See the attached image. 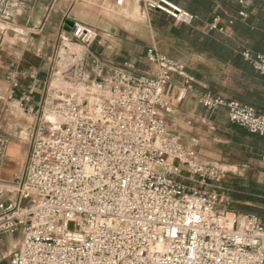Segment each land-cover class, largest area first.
Here are the masks:
<instances>
[{"label":"built area","instance_id":"built-area-1","mask_svg":"<svg viewBox=\"0 0 264 264\" xmlns=\"http://www.w3.org/2000/svg\"><path fill=\"white\" fill-rule=\"evenodd\" d=\"M143 3L177 23L193 20L163 0ZM71 34L80 43L93 39L77 24ZM242 58L264 75L263 55L243 50ZM146 60L152 76L136 75L124 63L98 82L48 90L18 200L0 197V242L4 234L23 233L6 264H264L262 221L220 211L230 203L220 166L198 161L196 141L185 147L167 132L165 90L185 65L153 51ZM24 78L9 70L11 96ZM198 102L264 136V115L254 108L209 93ZM2 149L0 140V160Z\"/></svg>","mask_w":264,"mask_h":264},{"label":"crops","instance_id":"crops-1","mask_svg":"<svg viewBox=\"0 0 264 264\" xmlns=\"http://www.w3.org/2000/svg\"><path fill=\"white\" fill-rule=\"evenodd\" d=\"M163 1L191 15L190 25L148 8L143 0H0V197L4 202L18 200L17 189L24 180L30 139L39 126L44 98L53 84L64 80L98 82L124 63L133 64L136 75L152 76L155 68L146 60L148 51L185 65L183 73L173 75L165 90L170 108L162 116L169 135L178 137L185 147L194 141L199 146L197 138L188 142L181 139L177 123L187 117L204 120L212 132L210 148L202 149L200 143L201 148L195 149L199 162L243 169H250L244 168L246 158L253 160L255 166L264 163V136L251 135L231 124L224 109L207 111L198 102L200 94L208 93L210 84L231 87L230 76L237 71L231 63L192 45L199 34L204 41L215 40L224 47L247 48L264 56V0H248L244 4L239 0ZM240 12L246 18H240ZM214 19L219 21L217 30L210 29ZM66 21L89 30L93 39L89 43L75 41L72 29L64 30ZM171 29L186 30L188 40ZM11 68L26 73L12 96L7 82ZM23 95L29 96L28 103L21 102ZM259 179L251 176L247 186L240 188L264 187V180ZM247 195L243 190L236 191L235 197L230 196L229 205L256 203ZM261 221L264 224V218ZM22 241V230L2 236L0 264H6Z\"/></svg>","mask_w":264,"mask_h":264},{"label":"trees","instance_id":"trees-1","mask_svg":"<svg viewBox=\"0 0 264 264\" xmlns=\"http://www.w3.org/2000/svg\"><path fill=\"white\" fill-rule=\"evenodd\" d=\"M170 31L180 38L188 40L186 38V30L176 31L171 29ZM215 38H218V36ZM192 45L198 49L212 53L223 62L231 63L232 67L237 71L230 76L231 87L210 84L209 94L214 97L237 101L254 108L259 114L264 115V75L257 73L251 64L242 58V51L249 49L241 48L237 50L231 47H224L215 40L207 42L199 34H196ZM225 186H228L230 189V191H227V194L235 197L238 186L234 184H225Z\"/></svg>","mask_w":264,"mask_h":264},{"label":"rangeland","instance_id":"rangeland-1","mask_svg":"<svg viewBox=\"0 0 264 264\" xmlns=\"http://www.w3.org/2000/svg\"><path fill=\"white\" fill-rule=\"evenodd\" d=\"M73 81H56L53 84V87H56L57 89H60L62 91H65ZM178 130L180 133V137L184 142H188L191 138H197L200 140V143L202 144V149H207V147L210 148V136H211V128L204 120H193L190 118H183V120H180L179 123H177ZM217 149V148H216ZM206 150H204L205 152ZM207 153V152H206ZM243 163L246 167L244 168H250V169H243L238 166H231L230 164H220L217 163L221 170L224 172V179L222 183V187L226 189V191H230L228 186H225V184H234L238 186L236 191H244L252 198L258 200L255 201L256 203H252V205L245 206L242 204H230L226 208L224 206H220L218 209L220 211L226 210L229 212H247L252 215L257 216L262 220L264 218V187H256L253 185H250L247 189L240 188L243 184L245 186L247 181H249V178L252 176L253 178H260L261 181L264 180V163L262 162L261 166L259 163L257 165H253V160H250L249 158H246ZM242 170H247L246 172H243ZM259 179V180H260ZM260 182V181H259ZM228 187V188H227ZM247 195V196H248ZM72 226H70L71 228Z\"/></svg>","mask_w":264,"mask_h":264},{"label":"water","instance_id":"water-1","mask_svg":"<svg viewBox=\"0 0 264 264\" xmlns=\"http://www.w3.org/2000/svg\"><path fill=\"white\" fill-rule=\"evenodd\" d=\"M74 24L72 22L66 21L65 22V27L64 30L66 32H70V30L73 28Z\"/></svg>","mask_w":264,"mask_h":264},{"label":"bare ground","instance_id":"bare-ground-1","mask_svg":"<svg viewBox=\"0 0 264 264\" xmlns=\"http://www.w3.org/2000/svg\"><path fill=\"white\" fill-rule=\"evenodd\" d=\"M52 118H53L52 116H49V119H50V120H52Z\"/></svg>","mask_w":264,"mask_h":264}]
</instances>
